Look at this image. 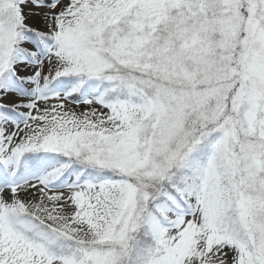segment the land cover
Wrapping results in <instances>:
<instances>
[{
    "label": "snow or ice",
    "instance_id": "6c2138e0",
    "mask_svg": "<svg viewBox=\"0 0 264 264\" xmlns=\"http://www.w3.org/2000/svg\"><path fill=\"white\" fill-rule=\"evenodd\" d=\"M0 264H264V0H0Z\"/></svg>",
    "mask_w": 264,
    "mask_h": 264
},
{
    "label": "rangeland",
    "instance_id": "374dc122",
    "mask_svg": "<svg viewBox=\"0 0 264 264\" xmlns=\"http://www.w3.org/2000/svg\"><path fill=\"white\" fill-rule=\"evenodd\" d=\"M80 110H81L80 108H77V109H76V111H78V112H79Z\"/></svg>",
    "mask_w": 264,
    "mask_h": 264
}]
</instances>
